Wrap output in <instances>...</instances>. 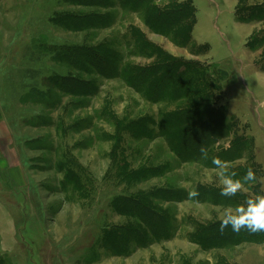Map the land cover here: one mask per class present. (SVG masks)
I'll list each match as a JSON object with an SVG mask.
<instances>
[{"label":"rangeland","instance_id":"rangeland-1","mask_svg":"<svg viewBox=\"0 0 264 264\" xmlns=\"http://www.w3.org/2000/svg\"><path fill=\"white\" fill-rule=\"evenodd\" d=\"M256 195L264 0H0V264H264Z\"/></svg>","mask_w":264,"mask_h":264},{"label":"clouds","instance_id":"clouds-1","mask_svg":"<svg viewBox=\"0 0 264 264\" xmlns=\"http://www.w3.org/2000/svg\"><path fill=\"white\" fill-rule=\"evenodd\" d=\"M201 153L206 159L207 150L201 148ZM212 164L221 170L218 175L222 181L220 195L223 197H234L242 189V181L247 183L256 180L255 172L252 168H248L241 180L235 178L237 176L235 171L227 172L228 166L220 158L214 157ZM197 195L198 193L195 191L189 193L190 197ZM229 226L235 233H239L242 229H246L251 233L264 232V195H256L254 198H249L243 205H238L234 209L231 207L227 208L220 222V231L223 232Z\"/></svg>","mask_w":264,"mask_h":264}]
</instances>
